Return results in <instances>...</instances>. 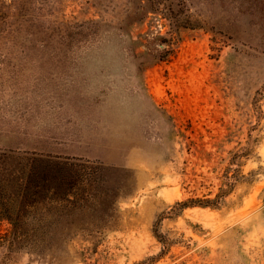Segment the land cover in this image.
Listing matches in <instances>:
<instances>
[{"label": "rangeland", "instance_id": "obj_1", "mask_svg": "<svg viewBox=\"0 0 264 264\" xmlns=\"http://www.w3.org/2000/svg\"><path fill=\"white\" fill-rule=\"evenodd\" d=\"M0 264H264V0H0Z\"/></svg>", "mask_w": 264, "mask_h": 264}, {"label": "trees", "instance_id": "obj_2", "mask_svg": "<svg viewBox=\"0 0 264 264\" xmlns=\"http://www.w3.org/2000/svg\"><path fill=\"white\" fill-rule=\"evenodd\" d=\"M27 158V162L29 168L31 169V173L33 176L36 173L41 177V175L45 174L48 171L53 169H75V168H86L89 165V162L81 163L79 159L69 158V157H39L36 155H29ZM223 195V194H222ZM221 194H217L213 199H191L178 202L177 205L180 208L188 207V206H205V207H215L220 204ZM42 228L39 226V229Z\"/></svg>", "mask_w": 264, "mask_h": 264}]
</instances>
